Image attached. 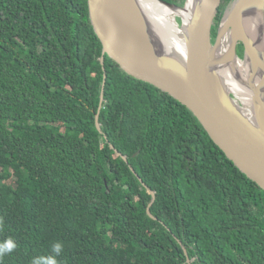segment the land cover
<instances>
[{
	"label": "trees",
	"instance_id": "obj_1",
	"mask_svg": "<svg viewBox=\"0 0 264 264\" xmlns=\"http://www.w3.org/2000/svg\"><path fill=\"white\" fill-rule=\"evenodd\" d=\"M102 50L88 0H0V264H264V190Z\"/></svg>",
	"mask_w": 264,
	"mask_h": 264
},
{
	"label": "water",
	"instance_id": "obj_2",
	"mask_svg": "<svg viewBox=\"0 0 264 264\" xmlns=\"http://www.w3.org/2000/svg\"><path fill=\"white\" fill-rule=\"evenodd\" d=\"M157 1L184 11L192 1L187 22L181 15L175 17L181 21L177 25L183 40V49L177 53L165 45L139 0H88L89 19L103 46L104 71L108 55L127 73L181 102L227 158L264 190V53L244 24L249 12L260 15L264 23V0H232L215 37L212 27L222 0H185L182 6ZM236 62L249 67V77L240 81L251 93L250 112L237 101L222 75ZM106 78L105 73L96 114L100 133ZM111 147L128 163L127 156ZM131 170L151 193L147 212L157 220L151 212L155 191Z\"/></svg>",
	"mask_w": 264,
	"mask_h": 264
},
{
	"label": "bare ground",
	"instance_id": "obj_3",
	"mask_svg": "<svg viewBox=\"0 0 264 264\" xmlns=\"http://www.w3.org/2000/svg\"><path fill=\"white\" fill-rule=\"evenodd\" d=\"M139 1L150 20L157 25L159 35L165 45L174 53H177L179 49H183V40L175 17L181 15L187 22L192 1L189 2V8L186 11L168 7L157 0ZM244 24L257 47L264 53V23L261 16L249 12L245 16ZM222 75L229 90L236 95L237 101L244 105L245 111L250 112L251 93L241 84V81H245L249 77V67L246 64L236 62L234 68L229 67V69L222 72Z\"/></svg>",
	"mask_w": 264,
	"mask_h": 264
},
{
	"label": "clouds",
	"instance_id": "obj_4",
	"mask_svg": "<svg viewBox=\"0 0 264 264\" xmlns=\"http://www.w3.org/2000/svg\"><path fill=\"white\" fill-rule=\"evenodd\" d=\"M15 248H16V244L12 239H8L4 242H0V259L12 253L15 250ZM62 251H63V244L57 242L52 246V253L54 255L34 258L32 264H58L56 257H58Z\"/></svg>",
	"mask_w": 264,
	"mask_h": 264
},
{
	"label": "rangeland",
	"instance_id": "obj_5",
	"mask_svg": "<svg viewBox=\"0 0 264 264\" xmlns=\"http://www.w3.org/2000/svg\"><path fill=\"white\" fill-rule=\"evenodd\" d=\"M223 9H224V7H222V10ZM175 20H176L177 23H179V24L181 23V21L179 20V18H175Z\"/></svg>",
	"mask_w": 264,
	"mask_h": 264
}]
</instances>
